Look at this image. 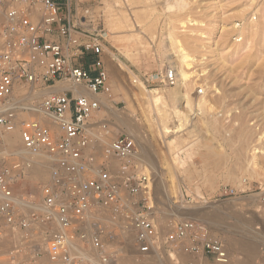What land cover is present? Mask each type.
I'll list each match as a JSON object with an SVG mask.
<instances>
[{
  "label": "built area",
  "instance_id": "built-area-1",
  "mask_svg": "<svg viewBox=\"0 0 264 264\" xmlns=\"http://www.w3.org/2000/svg\"><path fill=\"white\" fill-rule=\"evenodd\" d=\"M71 12L70 0H0V147L17 127L22 152L51 166L32 203L16 192L28 162L21 154L0 156V264H119L129 242L150 264H233L201 222L178 220L162 233L150 218L152 183L133 139L107 142L93 119L111 84L102 46ZM163 77L173 85L172 71ZM57 82L86 94L39 97ZM29 99L43 119L19 120V105Z\"/></svg>",
  "mask_w": 264,
  "mask_h": 264
},
{
  "label": "rangeland",
  "instance_id": "rangeland-1",
  "mask_svg": "<svg viewBox=\"0 0 264 264\" xmlns=\"http://www.w3.org/2000/svg\"><path fill=\"white\" fill-rule=\"evenodd\" d=\"M112 1L70 0L72 19L79 24L85 19L89 24V38L97 40L102 46L103 52L100 57L111 84V94L109 97L104 96V99L110 101L112 111L106 112L105 102H103L97 116L93 118L99 123V134L107 142H111L119 135H130L134 140L139 135L135 140L137 141L135 144L138 145V147L135 145L136 152L141 156L139 160L141 170L151 179L153 210L150 218L159 231L166 233L169 223L178 221L175 216L181 217L183 216L181 213L199 210L197 216L193 217L197 220L192 221L204 222L210 233L224 244L227 245L232 239L239 240L241 243L243 238H245L244 243L250 240L252 247L250 254L245 251L243 245L241 247L246 254L241 247V249L238 247L231 249L228 246L233 264L236 259H238L236 262L242 260L246 264L259 262L258 258L264 256V149L262 154L258 155L259 167L255 171V176L249 175L244 164L245 160L250 157V149L257 145V139L260 136L262 138L259 143H262L264 147V0H181L185 5L182 11L177 9L174 4H177L175 0H166L169 5L174 4L170 10H167L163 4L166 3L165 0H121V8L126 14L132 16V12L138 13V17L145 18V23L149 21L146 20L147 16V19L158 16L155 32L159 35L164 32L161 23L165 16H174L179 12L180 15L188 16L189 19L199 22L197 26L193 25V22L190 23L192 26L189 23L186 24L184 26L186 29L176 24L174 32L178 38H183L181 39L183 43H195L193 56L196 61L191 65L193 69L190 67L192 69H190L191 78L195 86H193L191 96H202L200 92L205 91L204 93L208 94V98L213 101L214 113H217L218 121L215 123L216 131H213L211 126L206 124L205 116L198 109H194L193 113L188 116L189 123L173 137H179L175 140L174 147L181 150L185 147L180 155L185 162L183 167L185 173L170 167L165 144L173 138L159 139L155 133L157 131L155 117L150 120L147 118L140 93L136 84L132 82L133 76L139 78V82L148 91L173 87L174 85L166 84L163 77L168 66L165 56L168 57L171 53L164 57L159 55L156 57V55L143 52L142 47L135 46V39L129 37L140 33V25L134 29H127L129 31L124 29L125 31L109 32L106 26L107 4L112 5ZM148 11L150 15L147 14ZM247 23L253 27L255 34L248 41V45L245 43L236 48L244 41V38L243 40L240 38L241 41L235 40L236 31L242 30ZM201 33L202 36H200ZM147 44L154 47L151 41H147ZM127 46L134 52L136 58L134 63L124 58L123 50ZM91 57L94 56L89 53V59ZM120 63L126 66L131 74L120 70L118 68ZM145 79L149 81L146 82ZM219 97L220 99L224 97L222 104L218 102ZM24 113L33 115L21 110L19 120L25 119L21 116ZM239 115L241 121L245 119L243 123L239 120L235 122V119L230 118ZM120 122L125 125L119 124ZM126 125L131 128L132 134H127ZM222 128L224 130H221ZM241 128H247L250 135L240 136L238 132ZM46 179L36 180L26 172L24 178L17 184L16 192L32 203H37L40 188L46 183ZM240 179L245 180L241 186L238 185ZM172 186L177 187L180 198L171 194ZM195 188H198L202 200L195 195ZM166 200L171 204L175 202L174 206H181L184 212L174 209L175 214H171V211H165ZM217 215H219V221L216 219L214 223L222 222L223 227H229L227 230L239 223L241 225L239 234L229 236V234L213 229L208 220L210 216L217 218ZM128 245L122 258L126 259L125 262L136 260L139 264L149 263L135 256L132 243L129 242ZM182 259L187 260L188 258L182 257ZM203 264L213 263L208 260Z\"/></svg>",
  "mask_w": 264,
  "mask_h": 264
},
{
  "label": "bare ground",
  "instance_id": "bare-ground-1",
  "mask_svg": "<svg viewBox=\"0 0 264 264\" xmlns=\"http://www.w3.org/2000/svg\"><path fill=\"white\" fill-rule=\"evenodd\" d=\"M175 1L177 2V4L176 3H174V4L177 6V9L179 11H182L183 9H185L184 8L185 5H183V2L181 0H175ZM121 2H122L121 0H113L112 5L107 4L108 15L106 18V26H107L108 31L113 32V31H119V30H124V29H126V30L127 29H134V27L140 25L141 26V31L139 30L140 33H137L135 35L132 34L129 37V38L132 37L135 39V46L142 47L143 52H146V53L151 54V55H156V57H157V55H159L160 57L161 56L164 57L166 54L171 53L168 57L165 56V58H167V61H168V66H167L165 71L170 70L174 73V83H173L174 86L173 87H171V88L168 87L167 89H164V90L161 89V90L148 91V90H146V88L141 83H137L136 81H134V79H135L134 76L132 78V82L136 84V88L140 93V97H141V100H142V103H143V106L145 109V113L147 114V118L150 120L153 117H155V122L157 125V131L155 133H157V136L159 137V139L164 140V139H167L168 137L173 138L178 133H180L183 130V128L189 123L188 116H189V114L193 113L194 109H198V111L201 112V114L203 116H205L206 124L211 126L213 131H216L215 130L216 129L215 123H216V121H218V118L216 117L217 113H214L215 108L213 105V101H211V99L208 98V94L206 95L204 93L205 91L200 92V95H202V96H199V95L198 96L196 95V97L191 96L192 95L191 91L193 89V86H195L194 85L195 82L191 78L192 73H190V69L192 68L191 65L193 62L196 61L194 59V56H193V54L195 53V48H196L195 43H191V42L188 44L183 43L181 40L183 38H178V35L174 32L176 24H178V26H180L181 28H184V26L188 23L190 24L193 22L194 23L193 25L197 26V25H199V22L189 19L188 16L180 15L179 12L177 13V15H174V16H170V15H169L170 17L165 16V19L163 20L162 23H161V20L159 21L164 27V30H163L164 32L160 33V35H159L158 32H155V27L157 26L158 16H157V18H153V19L148 18L147 19L148 16L146 17L144 15L146 17V20H149V21H147V23H145V18L144 17L143 18L138 17L137 16L138 13L136 14L135 12H132V13L129 12L132 14V16H130L128 13L126 14L125 10L123 8H121V5H122ZM123 3H124V1H123ZM142 3H143V1H142ZM148 4H149V2H148ZM163 4L166 6L167 10L172 9V7L174 5V4L169 5L167 1H166V3L164 2ZM184 4H185V1H184ZM126 9H127V7H126ZM164 9H165V7H164ZM177 9H176V11H177ZM186 9H187V6H186ZM144 10L147 11V9H144ZM150 10L151 9H149V11ZM149 11L147 14H149L151 12V11L150 12ZM144 23H145V25H144ZM181 28H179V30ZM184 29H186V28H184ZM127 31H129V30H127ZM186 33H187V31H186ZM179 34H181V33H179ZM236 34H237V37L235 40L241 41V39L243 40V38H244L243 43L239 44V46H236V48H238V47L243 46V44H245V43H247L246 45H248L249 44L248 41L255 34V31L253 30V27L250 25V23H247L246 26L242 30L236 31ZM202 35L203 34L201 33L200 36H202ZM147 41L153 42L154 47L148 46ZM125 45H126V43H125ZM123 52L125 55L124 58H127V60L131 63L135 62L136 58H135L134 52L132 51V49L130 47H128V46L124 47ZM160 60H161V58H160ZM118 68L120 70L127 71L129 74H131V72H129V69H127L126 66L122 65L121 63H120V65H118ZM204 86H206V85H204ZM33 88H34V86H33ZM66 91H72L74 94L77 92L86 94V92L83 88H80L78 86H73V85L66 83V82H57L55 84V86H52V88L49 91L40 92L41 94L39 93L38 95H39V97H44V96H49V95H54V94H61V93H64ZM218 99H219L218 102H220L222 104L224 97H222L221 99L219 97ZM31 100L32 99L22 100L21 104L19 105V110L20 111L24 110V111H27L29 113H32L34 116L27 114V113L21 114V116L25 117L24 120H30L32 118L43 119V117L41 116L40 110L38 108H36V107L34 108L33 106L30 105ZM99 100H100V104L101 103L103 104V102H105L104 104L106 106L105 107L106 112L112 111V105L110 104L109 100L107 101L106 99H104V96L100 97ZM220 103H218V104H220ZM94 116H97V112H96V114L94 113ZM232 116H233V114H232ZM232 116L230 118L235 119V122L237 120L241 121L240 115L234 116V117H232ZM19 117H20V115H19ZM245 117H246V115H245ZM245 117H243V118H245ZM228 120L229 119H227V121ZM242 120L243 121H241V122L243 123L245 119H242ZM45 123L49 124L48 121H45ZM119 124L125 125L123 122H120ZM125 128H126V130H128L127 134L133 133V132L131 133L132 130L129 126L126 125ZM223 128L221 130H224ZM209 129H210V127H209ZM238 133L240 134V136H243V137L250 135L247 128L239 129ZM138 134H140V133H138ZM126 136H128V135H126ZM138 136L139 135H137V137ZM129 137L133 138L130 135H129ZM137 137L135 140H137ZM178 138H173L171 141H167L165 145H166V148H167L168 154H169L170 167L175 168L177 171H179L181 173H185L186 171L183 170L185 162L180 158V155H181V153L185 147L182 150L174 147L175 140ZM261 138L262 137L260 136L257 139L258 143H259V141L261 142ZM135 140L133 138L134 143L137 142V141L135 142ZM258 143H257V145L253 146L250 149V152H251L250 157H248V159L245 160L246 163L244 164L245 167L247 168V172L249 173V175H251V177L256 175L255 171L259 167L258 162H257V158H258V155L260 153L262 154V151L264 149V147L262 146V143L261 144L259 143V145H258ZM135 145L138 147L137 144H135ZM16 147H17V149L15 150ZM8 153L21 154L23 156V158L29 164L28 169H27V174H31V177H33L36 180L40 181V180H45V178H47L46 182L48 181V179L50 177V169H51V166H50L48 159L45 158L44 156H41V155H29L26 152H22L17 127L15 128V130L11 134L5 136L3 145L0 147V156L3 154H8ZM140 159H141V156L138 154L137 160L139 161ZM232 170H234V169H232ZM150 175L152 176V174H150ZM230 175H232V174H230ZM244 182H245V180L240 179V180H238V185L241 186V185H243ZM198 191H199L198 188L194 189V193L197 196V198L202 200L203 198H201V195L199 194ZM177 192H178L177 187L174 186V188H173V186H172L171 194L177 195V197L180 198V193L179 192L177 193ZM166 201H167V205H166L165 211L166 210L171 211V214H175L174 209H176L178 212L182 211L181 206H179V207L174 206L175 202L171 204V203H169L168 200H166ZM179 203H180V201H179ZM199 208H201V207H199ZM198 211L192 210L190 212V210H189V212H184V210H183L182 212H184V213H181V215H183V216H181V217L175 216V217L178 220H188V221L197 220V218H193V217L197 216V214L199 213ZM216 219L219 221V215H217V218L215 216H210L208 221H210V224H211V226H213V229H215L217 231H220V232L222 231L225 234H229V236L230 235H233V236L237 235L241 231V227H240L241 225H239V223L236 226H233L232 228L227 230V228H229V227H227V228L223 227V225L221 224L222 222L221 223L219 222L217 224L214 223V222H216ZM199 222H201V221H199ZM201 223L208 228V226L204 222H201ZM242 229H243V227H242ZM252 232L253 231H251V233ZM255 235H257V234H255ZM241 236H243V235H241ZM236 237H238V236H236ZM243 239L245 240V238H243ZM243 241L241 243V241H239V240L232 239V240L228 241L227 245L226 244H224V245L226 246L228 251H229V248L236 249L237 247L240 248L241 245H243V247L245 246L244 249L248 254L252 253L251 252L252 247H251L250 240L248 239V241L246 243H244ZM228 246H229V248H228ZM240 249H238V251ZM244 249L242 248L243 252H244ZM246 252H244V253L246 254ZM229 253H230V251H229ZM242 255H244V254H242ZM247 255H245V256L248 257ZM180 256H182V255H180ZM238 257H241V256H238ZM121 259L119 261L120 262L119 264H139L138 262H136V260L135 261L133 260V261L127 263V262H125L126 259H122V260ZM236 260H238V259H236ZM236 260H235V263H237V264H246V262L243 263L242 260L241 261L239 260L237 262H236ZM165 263L169 264V261L165 260ZM148 264H150V263H148Z\"/></svg>",
  "mask_w": 264,
  "mask_h": 264
},
{
  "label": "crops",
  "instance_id": "crops-1",
  "mask_svg": "<svg viewBox=\"0 0 264 264\" xmlns=\"http://www.w3.org/2000/svg\"><path fill=\"white\" fill-rule=\"evenodd\" d=\"M94 57H91L87 63V65H89V70H90V65L94 62Z\"/></svg>",
  "mask_w": 264,
  "mask_h": 264
}]
</instances>
